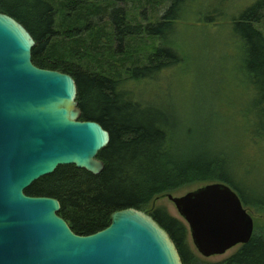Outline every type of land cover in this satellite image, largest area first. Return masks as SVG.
Returning <instances> with one entry per match:
<instances>
[{
  "label": "trees",
  "instance_id": "trees-1",
  "mask_svg": "<svg viewBox=\"0 0 264 264\" xmlns=\"http://www.w3.org/2000/svg\"><path fill=\"white\" fill-rule=\"evenodd\" d=\"M120 1L127 0H0V13L34 37L33 64L72 76L80 120L100 123L111 136L99 152L102 173L60 166L25 194L57 199L59 216L79 236L96 234L111 225L115 212L135 208L170 235L183 264H264V234L258 228L233 255L208 262L190 245L186 222L152 206L160 196L219 182L233 188L246 208L264 213V173L257 160L264 156V0L229 18L206 0H147L142 6L154 13L163 2L166 9L157 19L142 10L132 20ZM191 13L219 27L221 19L229 20V45L234 43L237 52L221 57L219 69L233 60V73L242 82L238 105L230 112L215 98V82L210 91L215 104L208 99L193 109L181 105L171 82L159 83L166 68L183 59L163 41L170 43L179 20ZM146 38L159 45L142 55L134 45ZM155 88L166 91L164 98L154 95Z\"/></svg>",
  "mask_w": 264,
  "mask_h": 264
},
{
  "label": "water",
  "instance_id": "water-1",
  "mask_svg": "<svg viewBox=\"0 0 264 264\" xmlns=\"http://www.w3.org/2000/svg\"><path fill=\"white\" fill-rule=\"evenodd\" d=\"M35 45L24 25L0 13V264H183L170 235L144 211L115 212L108 228L79 236L59 216L57 199L25 194L60 166L99 175V152L111 140L100 123L80 120L72 76L33 64ZM167 198L204 258L253 237L252 215L225 183Z\"/></svg>",
  "mask_w": 264,
  "mask_h": 264
},
{
  "label": "rangeland",
  "instance_id": "rangeland-1",
  "mask_svg": "<svg viewBox=\"0 0 264 264\" xmlns=\"http://www.w3.org/2000/svg\"><path fill=\"white\" fill-rule=\"evenodd\" d=\"M139 1L127 0L119 2L120 6H126L128 12L133 14L131 16V20L135 18V16L139 15L142 10L146 11L148 15L149 13H153V16L157 19L163 9H166L165 7L167 5V3L163 2V6L161 8L158 6L155 7L156 12L154 13L151 7L148 9H146L147 7H143L144 5L148 6L146 3L147 0ZM206 1L208 4L218 5V8L224 12V16L229 18L237 12L238 9L250 5V3H253L255 0ZM194 15L195 14L191 13L187 15L186 19L179 20L177 32H175V34H173L169 39L170 43L168 41H163V44L167 46L170 45L176 47L182 54L183 59L180 65L167 67V70L163 72L160 77L159 83L161 82L162 85H164L171 82L170 86L173 89L174 95L181 100V105L186 108V103L187 105H191L193 109L196 104H198L196 105V108H201L209 103L208 99H212V93H210V91H212V84L215 82V98L221 107H224V109L226 107L227 111L230 112L238 105V96L242 92V82L239 77L233 73V69L235 67V62L233 60H229L224 63L222 67L225 68L222 71L219 69L221 65V57L226 56L227 54L232 55V53L234 54L237 52L236 47L233 45L234 43L229 45V42H232V39H228L229 32H231L229 20L228 22L225 21V17L221 19L219 22L221 26L219 27L216 25L205 24V22H200ZM157 45H159V43L156 40L146 38L142 39V41L137 40L136 45L134 46L142 52L141 54L143 55L144 53L152 51ZM214 54L215 56H213ZM209 55H211L210 58ZM216 70L218 72H215ZM238 82L239 85L237 86ZM157 83L154 85L156 86ZM148 87L150 88V86ZM156 91L160 95L159 100L162 99L163 95L166 93L165 90L160 88L157 90L155 88L154 95L156 94ZM213 100L215 99H212V104H215ZM251 152L252 154L257 153L254 150H251ZM257 160L262 162L261 166H259V170L264 173V156L258 157ZM260 186L263 190L264 186ZM199 187L200 185L186 187L174 192L172 195L180 197ZM152 206L154 208L163 207L173 217L182 219L174 203L167 198V195L156 198L152 202ZM247 209L254 219V229L258 228L259 231L264 234V213L257 212L251 208ZM189 243L192 247H194L190 233ZM239 248L240 246H236L223 255H217L210 258L201 257L208 262H219L233 255Z\"/></svg>",
  "mask_w": 264,
  "mask_h": 264
}]
</instances>
